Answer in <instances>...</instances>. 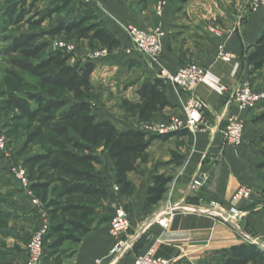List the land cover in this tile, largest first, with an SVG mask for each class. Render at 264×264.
<instances>
[{"label": "crops", "instance_id": "obj_1", "mask_svg": "<svg viewBox=\"0 0 264 264\" xmlns=\"http://www.w3.org/2000/svg\"><path fill=\"white\" fill-rule=\"evenodd\" d=\"M94 1L91 8L120 39L122 48L131 47L126 30L129 26L145 31L160 28L166 33L159 64L136 50L125 54L116 51L109 52L107 58L91 61L96 65L95 71L116 70L122 63L131 70L137 67L138 78L133 86L135 90L127 99L133 102L138 100L140 87L159 77L162 67L175 73L183 65L196 63L208 72L206 81L200 83L195 91L205 102L206 109L202 130L173 136L164 142L152 139L148 160L140 162L150 164L153 159L156 160L153 181L147 185V191L155 184L154 176L164 174L158 173L162 167L172 169L166 165L172 157V151L185 156V163L175 169V178L169 185L164 201L146 207L148 191L141 197L124 195L117 201V205L120 202L129 210L132 221L126 235L130 240V248L124 258L118 259L111 254L115 239L110 234V222L101 224L96 221L92 232L74 247V255L68 258L67 264H132L137 255L152 248L158 256L171 259L175 264H220L226 249L251 244L255 239H258L257 245L264 250V121L258 119L264 113V104L251 112L241 113L246 123L244 141L240 146L226 144L223 136L226 115L238 112L232 97L237 83L259 76L258 83L254 84L255 89L264 91V67L254 70L248 64L250 53L264 33V6L251 10L248 0H168L164 15L159 18L155 14L156 0H145L136 5L132 3L133 0ZM69 3L67 8L74 15L81 16L88 8L73 0ZM221 50L231 53L235 58L225 61L219 57ZM89 61L73 65L85 67ZM167 88L172 106L158 111L155 119L181 112L189 98L188 92L180 87L167 84ZM95 113L101 121L108 120L124 131L137 129L141 123L138 118L137 123L130 124L106 114L102 116L101 113ZM100 148L107 154L109 175H105L101 169V162L96 165V170L105 186L117 184L108 151ZM155 149L166 153L161 162L158 159L159 152H155ZM135 172L127 174L131 183ZM198 174L207 175L208 181L203 188L191 192L189 187ZM241 186L254 190L252 198L233 202V195ZM13 187L10 194L16 195L11 197H15L18 204L0 207V213L4 212L9 223L16 224L17 229L0 228V233L13 242L11 247L18 245V250H10L9 257L1 263L26 264L28 254L25 242L28 243V237L39 226L40 209L22 195L17 186ZM200 199L203 203H200ZM211 200L221 204L224 210L232 205L245 209L246 215L240 219L239 230L213 215L181 211L173 216L170 214L172 205L180 202L208 206ZM41 208L44 209L43 203Z\"/></svg>", "mask_w": 264, "mask_h": 264}, {"label": "trees", "instance_id": "obj_2", "mask_svg": "<svg viewBox=\"0 0 264 264\" xmlns=\"http://www.w3.org/2000/svg\"><path fill=\"white\" fill-rule=\"evenodd\" d=\"M87 6L81 17L67 24H59L47 35L55 37L62 32L75 31L79 33V38L97 41L101 48L109 52L121 49L123 45L120 39L100 21L91 6ZM24 17L25 12L20 13L16 17L17 22L24 20ZM41 38L38 34H24L14 39L12 52H19L23 59L13 61L15 70L9 72L10 77L21 83L24 81L21 75L30 76L36 80V85L25 94L4 93L3 107L17 112L19 119L36 123V129L29 135L26 147L43 136L44 132L49 133L46 152L28 161L30 164L40 161L47 163L54 175H58V181L64 184L62 191L48 206L53 214L49 216L51 226L45 241L47 256L51 251L46 245L50 234L61 235L59 246L70 242L77 247L92 232L96 221L102 223L98 208L88 203L106 201L112 195L96 170V165L101 164L98 148L103 147L108 151L120 192L128 195L133 185L127 174L135 172L140 162L148 160L152 139L164 142L189 132L148 138L141 130L124 131L108 120L101 121L95 113V105L87 99L92 91V74L96 65L91 61L85 67L72 65L70 55L61 50L45 54L49 47L46 42L39 43ZM248 64L254 70L264 67V33L250 53ZM44 87L67 90L72 94L73 101L47 99L41 91ZM167 89L165 80L157 77L140 87L138 100H126L124 103L132 117L146 123L155 119L158 111L172 106ZM258 119L264 121V113ZM171 156L166 165L172 167V172L155 175V184L147 190L145 206L148 208L164 201L169 185L175 178V169L185 163L183 154L172 151ZM32 189L36 190L38 186L32 185ZM78 198L82 201H76ZM44 209L49 215V210ZM56 214L61 217L58 222H55ZM221 263L264 264V250L257 244H240L226 249Z\"/></svg>", "mask_w": 264, "mask_h": 264}, {"label": "rangeland", "instance_id": "obj_3", "mask_svg": "<svg viewBox=\"0 0 264 264\" xmlns=\"http://www.w3.org/2000/svg\"><path fill=\"white\" fill-rule=\"evenodd\" d=\"M67 1L72 2L70 0ZM67 1L0 0V131L3 132L4 136H6L8 140L9 151L12 154L14 162H18L23 165L27 171V178L30 182L31 191L47 209L51 200L56 198L62 191L64 184L58 181V175H54V173L49 169V165H47V163L40 161L30 164L28 161L30 158L42 155L46 152V141L49 133L48 131L44 132L43 136L37 138L26 147L29 135L36 129V123L28 119H19L17 112L6 110L3 107V95L4 93L10 92L25 94L29 90H33L36 85V80L30 76L21 75L24 81L20 83L16 79L14 80L10 77L9 74L10 71L15 70L13 61L15 59H23L19 52H12L11 48L14 39L21 35L38 34L42 36L39 43L46 42L49 47L48 51H45V54L54 51L53 47L55 43L60 41L66 45L74 46L73 54L70 55L72 65L80 64L85 60L91 61L89 58L90 55L101 50L97 41L88 38L81 39L79 38V33L75 31H73V33L62 32L55 37L47 35L50 31L57 28L59 24H67L81 17L79 15H74V12L67 8L70 4ZM138 2L143 3L145 0L132 1L135 5L138 4ZM23 12H25L24 20L17 22L16 17L20 13L23 14ZM129 46H131L130 49L124 47L117 50V52L119 54H125L130 51L131 53L132 50H134L131 41L129 42ZM44 55L41 57H44ZM107 57L108 56L103 58ZM126 66L127 65L125 63H122L121 67L119 66L118 69L108 71H95V68V72L93 73L94 83L92 91L89 93L87 99L95 105V112L101 113L102 116L106 114L108 117L134 124V122H138V119L132 117L124 102L134 93L135 89L133 86L138 78V68L136 67L131 70ZM258 80L259 76L248 79L254 88V84ZM41 91H43L44 97L47 99H65L69 102L73 101L72 94H70L67 90L44 87ZM257 91L262 92L259 90ZM97 152L100 153L102 160L101 163H103L101 169L104 171L105 175H109L110 167L107 163V154H104L101 148H98ZM155 152H159L160 156L158 159L161 162L166 153L158 151L157 149H155ZM155 161L156 160L153 159L150 164L139 163L138 169L132 176L134 177L132 181L133 189L130 194L126 195V197H141L146 194L147 185L153 181L152 175L154 173L153 169L156 163ZM159 172L164 173L165 175L171 173L172 169L162 167L158 173ZM32 185H37L38 189H32ZM114 185L115 184L110 183L107 185L108 188H110L112 195L109 196L106 201L88 202L90 204H94L96 208H98L99 219L102 220L101 224L110 222L113 217L115 204L121 197H124L122 192L116 193L113 191ZM13 186H17V189L23 195L21 182L15 178L7 159L0 156V207L3 208L6 205L18 204L15 197H11L16 195H14V193L13 195L10 194L14 190ZM76 201H82V199L78 198ZM118 204L121 203L118 202ZM48 210V218L50 219L51 217L49 216H52L53 213L50 211L51 209ZM60 218V214H56L55 222L60 221ZM15 225L16 224L9 223L8 217L4 212L0 213V228L17 229ZM60 236V234L54 233L48 236L46 245L51 251H49L48 255L44 257L43 264H67L68 258H71L74 255V246L70 242H64L61 246L58 245ZM7 237L6 235H2L0 233V248H2L0 252V264H2V260L9 257L8 254L10 250H18V245L14 248L11 247L13 242L7 239ZM25 244L27 247V242H25Z\"/></svg>", "mask_w": 264, "mask_h": 264}, {"label": "built area", "instance_id": "obj_4", "mask_svg": "<svg viewBox=\"0 0 264 264\" xmlns=\"http://www.w3.org/2000/svg\"><path fill=\"white\" fill-rule=\"evenodd\" d=\"M72 1V0H70ZM80 5H93L94 0H73ZM168 4V0H156L155 14L159 18L163 16L164 10ZM264 6V0H248V7L251 10H256ZM131 44L134 50L138 51L145 58L152 62L159 64L161 61V51L163 48V40L165 38V31L160 28L153 30H143L134 26L126 28ZM54 51L61 50L67 55H72L74 46L66 45L63 42L55 43ZM130 53V51H129ZM109 55L107 49H101L90 55L91 61L98 60ZM219 57L225 61H231L235 58L231 53L221 50ZM159 78H163L167 84L180 87L189 94L187 103L183 106L181 112L164 115L162 118L152 119L146 123H140L138 130L146 133L149 137H157L164 135L178 134L179 132L188 131L190 133H197L204 127V113L206 109L205 102H203L195 93L197 86L203 83L208 78L207 69L201 67L196 63H190L180 67L177 72L170 73L165 68L159 71ZM233 101L238 108L237 113L227 114L225 118L224 141L232 147L240 146L245 137V120L241 113H248L251 110L257 109L264 104V91L258 92L247 79L237 83L232 92ZM0 156L7 159L8 164L17 180L21 182L23 195L31 201L32 204L39 207V226L28 237L26 247V254H28L26 264H43L45 257V241L46 236L50 230V222L47 213L41 208L40 201L35 197L31 191L30 182L27 178V171L20 163H15L11 152L9 151V143L0 131ZM208 181L207 175L198 174L191 183L189 190L195 192L204 187ZM113 191L120 192V187L115 184ZM254 191L248 186H241L239 190L233 195V202L241 200H250ZM200 203L203 200L200 199ZM208 206L202 204L197 206L188 205L180 202V204L172 205L170 214L173 216L181 212H199L206 215L217 216L225 224H228L239 230V222L242 217L246 215L245 209L238 208L232 205L230 208L222 209V205L211 200ZM132 221L130 215L122 204L114 206L113 217L110 220V234L115 239V244L112 248L111 254L118 259H122L127 250L130 248V240L126 236L130 231ZM251 244H258V239L250 242ZM132 264H175L171 259H165L157 255L153 248L146 253L137 255Z\"/></svg>", "mask_w": 264, "mask_h": 264}]
</instances>
